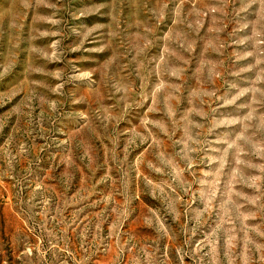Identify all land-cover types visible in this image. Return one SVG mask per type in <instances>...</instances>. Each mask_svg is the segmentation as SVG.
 I'll list each match as a JSON object with an SVG mask.
<instances>
[{
    "label": "rangeland",
    "instance_id": "rangeland-1",
    "mask_svg": "<svg viewBox=\"0 0 264 264\" xmlns=\"http://www.w3.org/2000/svg\"><path fill=\"white\" fill-rule=\"evenodd\" d=\"M0 264H264V0H0Z\"/></svg>",
    "mask_w": 264,
    "mask_h": 264
}]
</instances>
